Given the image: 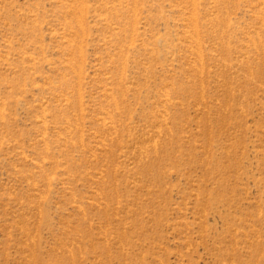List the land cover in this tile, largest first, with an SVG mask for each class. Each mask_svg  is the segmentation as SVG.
Masks as SVG:
<instances>
[{
    "label": "rangeland",
    "instance_id": "374dc122",
    "mask_svg": "<svg viewBox=\"0 0 264 264\" xmlns=\"http://www.w3.org/2000/svg\"><path fill=\"white\" fill-rule=\"evenodd\" d=\"M0 264H264V0H0Z\"/></svg>",
    "mask_w": 264,
    "mask_h": 264
}]
</instances>
